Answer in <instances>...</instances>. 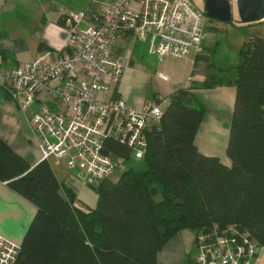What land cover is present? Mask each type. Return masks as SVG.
<instances>
[{
    "label": "trees",
    "instance_id": "1",
    "mask_svg": "<svg viewBox=\"0 0 264 264\" xmlns=\"http://www.w3.org/2000/svg\"><path fill=\"white\" fill-rule=\"evenodd\" d=\"M210 50L205 81L166 97L163 118L148 133L145 168L129 167L117 181L105 178L91 187L95 207L79 204L48 161L31 166L0 138V180L37 207L16 264H157L177 232L215 224H235L264 248V38L247 35L230 62ZM217 86L237 90L227 146L231 167L195 143L208 109L192 90ZM105 144L113 158H133L127 145L112 138Z\"/></svg>",
    "mask_w": 264,
    "mask_h": 264
},
{
    "label": "built area",
    "instance_id": "2",
    "mask_svg": "<svg viewBox=\"0 0 264 264\" xmlns=\"http://www.w3.org/2000/svg\"><path fill=\"white\" fill-rule=\"evenodd\" d=\"M139 4L136 9L132 5ZM208 16L192 0H112L98 23L79 27V17L69 21L66 51L38 60L21 62L13 69H0V81L8 82L22 111H30L42 151L52 167L66 165L67 185L98 186L119 171L125 158L105 152L107 138L127 145L134 158L143 159L148 133L160 123L168 106L166 96L132 105L114 95L132 51L114 56L117 38L129 34L146 41L159 63L168 56L186 58L198 50ZM88 80L78 83V68ZM157 74L163 80L165 71ZM42 92L49 103L32 109ZM196 250L189 264H255L260 248L250 233L235 224L214 225L196 233ZM21 244L0 235V264H16Z\"/></svg>",
    "mask_w": 264,
    "mask_h": 264
},
{
    "label": "crops",
    "instance_id": "3",
    "mask_svg": "<svg viewBox=\"0 0 264 264\" xmlns=\"http://www.w3.org/2000/svg\"><path fill=\"white\" fill-rule=\"evenodd\" d=\"M111 1L0 0V69H13L21 62L38 60L46 55H61L67 49L69 21L74 17H79L77 24L79 27L96 24L100 14ZM192 1L198 9L206 13V0ZM232 5L234 16L231 22H223L208 16L205 37L212 35L211 37L215 38L214 47L210 46L209 48L213 47L217 51L221 40H217L215 34H224L233 26L236 28L247 27L252 31L249 32V35L264 38V34L257 29L259 25H256L263 24L264 20L242 23L236 0L232 1ZM132 6L136 9L139 8L137 3ZM239 38L240 50L246 37L240 35ZM127 50L132 51L131 60L124 69L116 90L117 95L132 105L140 106L157 95L168 97L179 88L190 87L192 81L203 83L206 79L203 72L200 74L196 72L197 50L193 48L185 58L192 61V67L188 70L187 78L177 82L181 83L180 86L177 83L152 86L150 91L153 95L149 97L144 92L146 88L144 84L149 79V73L143 67V63L147 61L149 55L148 43L146 41L136 43L129 34H122L116 40L114 56H122ZM192 51L194 53L193 60L191 59L193 57H190ZM150 61L151 68L158 71L160 63L155 67L154 60ZM80 69L81 66L78 68V83L88 80V77L81 73ZM192 91L204 101L208 109L195 138L196 146L202 154L218 157L223 164L231 167L232 160L227 154V146L236 101V87L217 86L215 88H195ZM105 96L114 95L106 94ZM44 101L49 103L54 110L59 109L47 92H42L38 96L32 109L39 107ZM30 115V111H22L19 108L13 97L10 84L0 81V138L24 157L31 166H35L42 161V151ZM53 169L60 182L64 186H68L67 181L70 175L68 167L64 164L60 167H53ZM118 172L110 179L117 181L121 175ZM87 186L89 185L80 183L79 188L72 190L77 195L79 204L95 207L98 194L94 189H88ZM36 213L37 207L34 203L14 191L8 183L0 180L1 236L21 244ZM195 236V231L189 228L177 232L158 252L157 264H189L196 250ZM255 264H264V248L260 249Z\"/></svg>",
    "mask_w": 264,
    "mask_h": 264
},
{
    "label": "rangeland",
    "instance_id": "4",
    "mask_svg": "<svg viewBox=\"0 0 264 264\" xmlns=\"http://www.w3.org/2000/svg\"><path fill=\"white\" fill-rule=\"evenodd\" d=\"M256 25H259L257 26V29L264 34V23L256 24ZM206 31L208 30L206 29ZM250 31L251 30L248 29L247 27H239V28L237 27L236 28L233 26V28L230 27L229 30L224 34L222 33L215 34L216 39L221 40V42L219 43L217 47V51L215 50L216 51L215 58H218L220 61L228 60V62L235 60V56H234L235 52L236 53L238 52L239 46H240V43L238 42L240 39L239 38L240 35H243L244 37H246L247 35H249ZM204 32H205V28H204ZM204 32H203L204 38H202V41L196 53L197 57H199L200 59L196 67V72L198 74L203 72L205 75L207 62L210 60V55L212 53L210 49L214 47L215 38H212L211 37L212 35L206 38ZM234 41H236V43H234ZM210 46H213V47L209 48ZM193 51L190 54V57H193L191 58L192 60L194 59ZM148 54L149 55L147 56V61L143 63V67H144V70H146V72L149 73L148 74L149 79L144 84V86L146 87L144 92L147 93V96L149 97H152L153 95L152 92L150 91L152 86H158V85L162 86V84L174 85L177 82H181L183 79L187 78L188 70L192 67L191 60L188 61L185 58L181 59V58H176L172 56L165 57L160 63L159 70L165 71V73H167L170 76L169 81H166L160 78L157 74V71H154L151 68L152 63L150 60L151 59L154 60V66L156 67V65L159 63V58L154 55H151L150 53ZM177 84L178 86H180L181 83H177ZM129 167H135L137 169H144L145 164L142 161V159L133 157L129 161H125L122 164L118 173H122L125 169ZM87 188L92 189L90 186H87Z\"/></svg>",
    "mask_w": 264,
    "mask_h": 264
},
{
    "label": "water",
    "instance_id": "5",
    "mask_svg": "<svg viewBox=\"0 0 264 264\" xmlns=\"http://www.w3.org/2000/svg\"><path fill=\"white\" fill-rule=\"evenodd\" d=\"M234 0H206V13L211 18L223 22L233 20ZM242 23H253L264 20V0H236Z\"/></svg>",
    "mask_w": 264,
    "mask_h": 264
}]
</instances>
